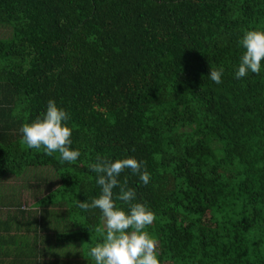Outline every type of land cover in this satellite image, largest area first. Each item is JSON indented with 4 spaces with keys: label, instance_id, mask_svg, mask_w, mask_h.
Here are the masks:
<instances>
[{
    "label": "trees",
    "instance_id": "1",
    "mask_svg": "<svg viewBox=\"0 0 264 264\" xmlns=\"http://www.w3.org/2000/svg\"><path fill=\"white\" fill-rule=\"evenodd\" d=\"M245 30H264V0H0V264H95L101 212L77 204L100 194L97 155L144 162L148 185L118 179L155 216L159 264H264V71L233 76ZM50 99L74 164L21 142Z\"/></svg>",
    "mask_w": 264,
    "mask_h": 264
},
{
    "label": "clouds",
    "instance_id": "2",
    "mask_svg": "<svg viewBox=\"0 0 264 264\" xmlns=\"http://www.w3.org/2000/svg\"><path fill=\"white\" fill-rule=\"evenodd\" d=\"M242 49L233 76L237 80L249 74L259 75L264 71V30H245L237 41ZM223 67L210 70L208 77L215 84L222 83ZM70 113L58 107L54 100L47 102L46 108L31 123L21 126V142L28 149L43 151L45 155L59 154L60 163L74 164L81 156L79 149L72 148L73 129L68 125ZM144 162L134 157L108 159L97 155L89 169L96 173L95 183L100 194L91 202H79L83 210L99 209L102 227V242L89 249V256L95 264H159L156 241L145 231L155 219L153 212L143 203L136 201V192L120 183L118 177L125 169L138 175L143 185L150 182V173L143 168ZM119 189L114 194L113 189ZM128 205L127 211L118 208L115 201ZM59 211V210H58Z\"/></svg>",
    "mask_w": 264,
    "mask_h": 264
},
{
    "label": "rangeland",
    "instance_id": "3",
    "mask_svg": "<svg viewBox=\"0 0 264 264\" xmlns=\"http://www.w3.org/2000/svg\"><path fill=\"white\" fill-rule=\"evenodd\" d=\"M8 183H13L11 180H9ZM16 185H18V183H16ZM54 185H52L51 187H53ZM44 193L45 191H47V186L44 188L42 187ZM35 188H34V185L33 187H30V188H27V189H24L23 192H22V196H21V201L23 203H25V207H30L32 206V204L34 203L35 201V197H36V192H35ZM33 209V208H31Z\"/></svg>",
    "mask_w": 264,
    "mask_h": 264
},
{
    "label": "crops",
    "instance_id": "4",
    "mask_svg": "<svg viewBox=\"0 0 264 264\" xmlns=\"http://www.w3.org/2000/svg\"><path fill=\"white\" fill-rule=\"evenodd\" d=\"M1 248V247H0Z\"/></svg>",
    "mask_w": 264,
    "mask_h": 264
}]
</instances>
